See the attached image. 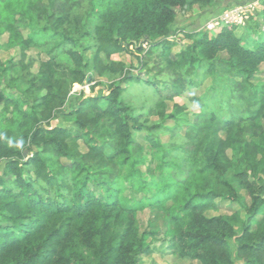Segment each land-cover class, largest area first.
<instances>
[{
    "label": "trees",
    "instance_id": "16d2710c",
    "mask_svg": "<svg viewBox=\"0 0 264 264\" xmlns=\"http://www.w3.org/2000/svg\"><path fill=\"white\" fill-rule=\"evenodd\" d=\"M85 1L82 8V0H0V52H19L17 62L0 61V264H140L153 253L147 239L158 235L178 260L264 264V80L254 83L264 65V0L260 22L247 26L260 32L256 40L234 26L215 37L182 32L188 43L173 59L167 47L176 46L168 39L177 14L208 12L217 0ZM31 50L47 59H30ZM60 53L70 64L58 63ZM36 63L27 88L9 92L17 67ZM203 64L225 78L227 115L210 105L192 118L177 106L167 114L164 102L183 96L186 82L195 85L188 79ZM90 65L106 87L88 75ZM156 70L175 80L150 76ZM86 82L92 94L101 90L72 96L73 85ZM131 86L154 105L138 113ZM57 114L71 126L50 125ZM218 200L244 211L239 232L236 213L204 215ZM146 209L142 230L138 213Z\"/></svg>",
    "mask_w": 264,
    "mask_h": 264
},
{
    "label": "rangeland",
    "instance_id": "374dc122",
    "mask_svg": "<svg viewBox=\"0 0 264 264\" xmlns=\"http://www.w3.org/2000/svg\"><path fill=\"white\" fill-rule=\"evenodd\" d=\"M261 0H237L235 3L231 4H223L222 6H218L215 8L213 13L208 12H202L199 10L197 7L192 8V10L189 13H178L174 23L170 27V37L169 41L175 43L176 46L173 47H167V53L169 58L173 59L175 55L180 51V46L184 43H188L187 41H183L182 39V32L186 33H192V32H197L200 30L207 31L210 36L215 37L218 33L219 30H207V22L212 19V17H216L219 13H221L223 10L229 9L232 6L236 5H243V4H257L253 9L252 13L249 16V19L245 22L244 27H236L237 28V35L241 36L245 41H252L256 40L260 36V32H256L253 35L250 30H248V22L251 23H259L260 22V16L259 13L261 11V5H260ZM223 2V0H222ZM81 7L85 8L86 7V1L82 0L81 2ZM263 31V28L260 30ZM83 33V32H82ZM23 34H27V30L23 31ZM6 41V36L0 37V44L5 43ZM81 43L83 45V51L85 55L89 58V60H92V54H93V49H89L90 43L86 40V38H81ZM28 57L30 59H36L37 61H45L47 58L46 56L41 53L37 52L35 50H31L28 52ZM155 56H153L154 58ZM155 61L153 60L152 62H149V69H152L153 64L158 62V59L155 57ZM14 61L17 62L19 60V52L18 50H10L8 52L1 51L0 52V61L3 64H6L8 61ZM118 61L123 62L126 64V67L128 71L131 73H136L138 70L136 69H130V65H136L134 61L129 57V55L126 54H121L119 58H117ZM58 63L60 65H67L70 64L67 56L64 53H60L57 59ZM162 63V62H161ZM165 65L166 63H162ZM38 70V63L34 64L33 67L29 68L27 71H22L20 70L19 67H17L16 71H14V80L12 81L11 85L8 88L9 92H16V90H25L27 88V80L34 76L37 73ZM141 75H146L148 76L149 72H146V70H141L140 71ZM154 73V74H153ZM152 73L153 76L156 77L158 80L161 82H169L168 85H171L173 79L175 80V77H173L169 72L164 71V72H157L154 71ZM88 75H91L94 79V81H100L102 83H105V86L108 85V81L106 78L98 77L94 74V71L92 69V66L90 65L88 68ZM149 78L151 79V77ZM223 79V80H221ZM224 76L222 74L216 73L214 76H212L210 73L206 71V65L203 64L201 66H195L194 72L188 79V81H193L195 85H192L188 82H186V91L183 96H175L171 100H166L164 103L166 105V113L169 114L170 112L174 111L176 109L175 106L178 108H183L184 113H187L186 116L188 118H192L191 114L196 113L200 110V107L204 109V105H210L213 109H215L216 113L219 116H225L228 113V102H229V97H228V89L225 86L224 81ZM90 78H88L89 82ZM264 80V65H262L259 68V72L254 78V83L260 84L261 81ZM93 82L91 83H85L83 86L79 85H73L72 87V96H79V93L83 91V93L86 96H93L95 95L99 90H101L100 87L95 88L94 92L95 94H92L90 92V87L93 86ZM258 84V85H259ZM191 98H194L193 100L189 99V95ZM188 95V96H187ZM144 94L139 92L135 87L129 88L128 91V97L131 98V102L135 105L137 108V112H144V110H147L148 107L153 106L154 103L146 100ZM2 103L0 102V110L2 109ZM64 110H67L65 108ZM158 118L156 116L151 118V121H156ZM173 122L168 121L166 125L172 126ZM50 125L53 127H70L71 123L69 121H65L64 119L61 118L59 114L52 119L50 122ZM185 128L181 130V132H184ZM246 139H250L249 136H245ZM161 139L163 141H167L166 136L161 135ZM136 143L145 146L146 143L144 139H142V135L138 134L136 136ZM80 149L85 152V147L80 144ZM228 155L231 157V152H228ZM27 156V155H26ZM31 156V155H30ZM29 156V157H30ZM3 164H0V174L3 172ZM232 175V172L229 171L227 173L226 178H230ZM32 179V176L30 174H25L24 175V180L27 181L28 178ZM241 196H245V192L239 191ZM246 197V196H245ZM247 203L249 200L247 199ZM233 213H236L238 216V222L235 223V230L237 232L240 231L242 222H244L246 215L244 211L237 205L233 203H229L226 201H216V208L215 210H208L204 213L206 217H215L219 215H231ZM151 216L150 211L148 209L139 212L138 213V219L141 225L142 230L147 227L148 219ZM161 225V224H159ZM167 239L163 237L162 235H158L155 237L153 240L151 238L147 239V242L151 243L153 253L150 254L147 257H143L141 259L140 264H198L197 262H190L189 260H178L174 258L172 255L167 252L166 244H167Z\"/></svg>",
    "mask_w": 264,
    "mask_h": 264
},
{
    "label": "built area",
    "instance_id": "2783aa9c",
    "mask_svg": "<svg viewBox=\"0 0 264 264\" xmlns=\"http://www.w3.org/2000/svg\"><path fill=\"white\" fill-rule=\"evenodd\" d=\"M257 4H243L232 6L223 10L216 17H212L206 24L207 30H220L225 26L244 27L245 22L249 19L252 9Z\"/></svg>",
    "mask_w": 264,
    "mask_h": 264
},
{
    "label": "crops",
    "instance_id": "0c3cea01",
    "mask_svg": "<svg viewBox=\"0 0 264 264\" xmlns=\"http://www.w3.org/2000/svg\"><path fill=\"white\" fill-rule=\"evenodd\" d=\"M237 0H217L214 4V6L212 7V9L210 11H208V14L209 13H213L215 8L218 7V6H222L223 4H231V3H235Z\"/></svg>",
    "mask_w": 264,
    "mask_h": 264
},
{
    "label": "water",
    "instance_id": "95a60500",
    "mask_svg": "<svg viewBox=\"0 0 264 264\" xmlns=\"http://www.w3.org/2000/svg\"><path fill=\"white\" fill-rule=\"evenodd\" d=\"M88 81V80H87ZM27 154V152H24V155H26Z\"/></svg>",
    "mask_w": 264,
    "mask_h": 264
}]
</instances>
